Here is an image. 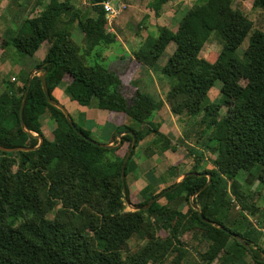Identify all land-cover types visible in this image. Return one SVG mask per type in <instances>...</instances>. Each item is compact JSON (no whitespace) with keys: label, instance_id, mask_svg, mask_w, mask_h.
Here are the masks:
<instances>
[{"label":"trees","instance_id":"1","mask_svg":"<svg viewBox=\"0 0 264 264\" xmlns=\"http://www.w3.org/2000/svg\"><path fill=\"white\" fill-rule=\"evenodd\" d=\"M102 1L88 0L95 12L90 17L75 10L68 0H39L11 39L0 36V54L13 47L31 56L44 41L50 42L36 67L38 72H45L52 99V90L67 75L70 80L64 91L70 100L88 106L96 98L99 109L123 113L127 118L114 131L125 132L120 138L121 149L102 147L75 123L73 129L63 113L47 102L40 79L34 75L22 109V127L19 110L28 77L20 86L3 80L0 264H160L188 231H192L191 239L197 245L208 243L202 254L205 264H236L245 253L252 264H264V232L259 230L264 229V218L251 226L247 214L254 216L259 210L249 204V188L242 190L236 179L238 173L255 169L258 183L264 185V31L250 32L252 22L231 8V0H204L188 8L174 30L160 27L154 35L147 33L133 53L134 59L151 68L167 46L174 44L159 73L171 81L166 94L170 111L194 119V141L199 149L190 150L195 158L189 171L192 174L180 182L176 181L180 176L176 167L167 169L175 180L162 189L156 188L153 177L145 172L142 179L149 182L138 191L143 199L136 206H143L155 196L164 203L157 199L145 210L125 211L129 181L139 178V165L133 155L139 143L149 135L153 137L147 156L172 147L153 121L154 112L164 105L162 100L146 92H134L128 78L121 81L102 62L90 60L93 50L98 53L115 39L99 5ZM168 1L146 0V5L159 14ZM255 4L264 7V0H255ZM25 10L23 5L22 12ZM72 23L82 34L78 43L68 30ZM210 34L221 40V50L213 63L199 56ZM247 36L248 44L239 59L235 52ZM241 79L246 84L239 100L220 115V105L207 99L209 89L218 80L219 92L227 98ZM43 116L51 122L47 128L40 121ZM142 124L146 127L136 129ZM127 132L133 133L135 144L125 163L122 182V164L132 143ZM16 148L21 149L4 150ZM205 154L212 156L211 168L199 171ZM202 172L211 174L203 189L207 177L196 175ZM183 202H187L185 212L177 210ZM57 203V210L50 216ZM233 203L238 211L233 210ZM199 213L209 222L202 221ZM148 231H164L166 237L156 242L153 234H148L149 242L139 253L126 252L122 257L132 235H147ZM229 239L232 244L227 247ZM179 262L180 258L173 264Z\"/></svg>","mask_w":264,"mask_h":264},{"label":"rangeland","instance_id":"2","mask_svg":"<svg viewBox=\"0 0 264 264\" xmlns=\"http://www.w3.org/2000/svg\"><path fill=\"white\" fill-rule=\"evenodd\" d=\"M68 2L73 5V8L75 10H79L80 12L82 11L83 15L86 14V16L90 17L95 15L94 10L88 4V0H68ZM120 2L124 4L125 8L123 12L113 22L112 27L114 26V31L123 34L124 36H134L135 34L138 36H144L145 38L147 36V33H153V35L156 34L158 28L160 27L168 28L171 31L174 30L177 21L183 16L185 11L193 5L202 4L204 0H169L168 2L163 4L159 14H155L152 9L148 8V6L146 5V0H120ZM230 6L232 9L241 11L252 22V29L250 32L256 29L264 31V7L259 4L256 5L255 0H231ZM22 17L23 16H21V14L19 13L18 18ZM16 25L17 23H12L11 27L13 30H17ZM72 28L73 27L68 29L71 32V37L73 32ZM80 35V31L77 28L76 33H74L76 41L73 39L76 43H78L77 38H79ZM248 36L242 41L241 45L237 48L235 52L236 57L239 59L243 57L244 49L248 44ZM136 38L138 39L137 36ZM136 38L135 41H138ZM173 49L174 44L170 43L159 58V60L157 61L158 65H163L166 63ZM108 50L115 51L118 54L123 53L121 47L118 46V44H112L111 46L101 48L100 53L103 55ZM220 50V38H218V36H216L215 34H210V36L203 44L199 52V56L201 58L208 59L210 62L213 63L217 59V54L220 52ZM4 54V60H7L9 63L18 62L20 65H26L28 60L27 55L16 51L13 47H9ZM93 57H95L94 53H92L90 57L91 61L93 60ZM103 61L105 65L110 69L118 71L122 69V62L119 63V61L111 55H107V58ZM8 71H11L10 67L8 68ZM9 73L10 72H3L1 74L2 76H4L3 79L9 82V85L14 84L16 86H20L22 82L21 80H19V78H15L14 80H7V77H10V75H8ZM141 79L142 78L137 81L140 84L144 85L146 93L156 98H159L164 103L163 107L160 110L154 112L153 121L156 125H158L157 129L159 131V134L162 137L168 139V141L170 142V147L172 148L165 150V152L162 154V157L157 158L158 160L156 159V156H153V159L157 160L155 162V164L157 163V166L153 170H149L151 168H148L147 171V173H149L153 177V182L156 185V188L162 189L172 184V182H174L175 180L167 170L168 168L176 167V174L180 175V177L177 179L179 180L185 173H188L193 167L195 158L194 156H192V154H190V150L194 148L199 149V144L195 143L194 141L195 135L193 134V128L195 122L194 119H190L184 115L178 116L170 111V104L166 99V94L170 88L171 81L167 77L161 75L159 71L157 72V70H154L148 80L145 79V81H141ZM139 83L135 84V86L139 87ZM245 84L246 80H239V82L236 83V87L232 91V93L227 98H225L221 95V92H219L221 82L217 80L214 83V86L209 89L207 93V99L209 102L219 104V114L223 115L225 114L227 108L232 107L234 104L237 103L240 98V93ZM94 104H96V99L94 101ZM94 106L95 105H93L92 107ZM63 107L66 109V111H68L71 120L73 121V123L76 124V126L85 129L93 140L99 142L102 145H109L104 143L106 142L104 140V135L106 134L107 129L110 128V124L107 125L105 128H102L101 125H95V123L91 121L89 125H86L85 120L83 119L85 112H75V110H73L70 105L65 103L63 104ZM40 121L43 124L44 128H47L51 124L50 121L47 122L43 118H41ZM143 127H146V125H139L136 127V129H141ZM116 135L117 133H115V136ZM116 138L117 140L113 136L112 140L114 142L111 145H115L118 141V138L120 139V137ZM152 139L153 137L149 135L144 140L143 145L141 143V146H137L136 151L133 155L136 159H138V162H142L144 157L147 156V152L150 151L149 143L152 141ZM126 144L125 146L127 147ZM126 147H123V150H125ZM210 158H212L211 155L205 154L204 159L200 160L197 169L201 171L205 169L206 166L207 168H211V165L209 164ZM256 174V170L252 169L249 172L245 171L238 173L236 178L238 182L241 183L242 190L247 187L249 188V191L252 193L249 199V204H252L254 208H258L259 210V212H256L254 216L246 213L248 220L251 223V226L253 227L257 225V221H261L264 218V185L258 183L256 179ZM141 179L135 182L129 181V204L127 202L123 203L125 211H134V208L137 207L136 204L142 201L143 198L138 192L144 186L143 179ZM158 200L161 203L165 202V200L160 198V196L158 197ZM233 204V210L238 211V206H236L235 203ZM58 205V203L55 205L56 207L53 209V211H51L50 216H52L53 212L57 210ZM186 209L187 202H183L179 205L177 210L185 212ZM85 232L88 233L87 230ZM191 232L192 231H188L180 237L179 243H177L175 245V248H173L170 252L165 255V257L161 260L160 264H173L178 258H181V260L183 259L184 264H205L206 258H203L202 254L206 252L208 248V243L206 242L197 245L194 242L195 240L193 241L191 239ZM148 234H153V240H156V242H160L166 237V233L164 231H159L156 233L155 231H148L147 235L143 234L142 232L135 233L127 241L126 246L123 248L121 252L122 257H125L128 253H139L140 250L149 242L148 238L150 235ZM261 242L262 244H264V233L261 238ZM231 244V240L229 239L225 246L229 247ZM236 264H252V260L250 256L245 253L243 254L241 260L237 261Z\"/></svg>","mask_w":264,"mask_h":264},{"label":"crops","instance_id":"3","mask_svg":"<svg viewBox=\"0 0 264 264\" xmlns=\"http://www.w3.org/2000/svg\"><path fill=\"white\" fill-rule=\"evenodd\" d=\"M37 1H39V0H0V36H2L3 38H6V39H11L17 33V30L19 29V26H20L22 20L24 19L26 13L30 14L31 8L34 6V4H36ZM23 5H25V7H26V10L24 12H22L23 11ZM34 7H36V6H34ZM19 13L21 14V16H23L22 18H18ZM31 16H34V13L31 14ZM13 22L17 23V25H16L17 30L12 29L11 26H12ZM71 27H73L72 28V30H73L72 37L76 41V39L74 37V33H76V31H77L76 23H72L71 26H69V29ZM113 27H112V30L110 33L114 34L115 39H114L113 43H111L109 46H111L112 44H118V46L121 47L123 53L118 54L115 51L108 50L106 53H104L102 55L100 53V51H98V53H96V50H97L96 49V50H93L95 57H93L92 61H95L94 59H96L105 65L103 60H105L107 58V55H111V56L115 57V59H117L119 61V63L122 62V64H123L122 69L120 71H118V70L110 69L105 65L107 67V69L109 71L116 73L118 76H120L121 81L125 80L124 78H128L129 82H130L129 87L132 88L134 90V92L136 90H138L140 92H146L144 85L140 84L137 80H139L140 78H142L141 81H145V79L148 80V78L151 77V73L154 70H157V72H158L159 69L164 65V64L158 65L157 61L159 60V58L161 56L157 59V61H156L157 63L155 62V65L151 68H148L145 65L139 64L134 59L133 53L137 50V48L140 46V44L144 41V39H145L144 36H138L135 34H134L135 37L133 35L124 36L123 34H120L116 31H114ZM136 36L138 37V39L136 38ZM81 38H82V34L79 36V38H77L78 42L81 41L80 40ZM135 38L138 41H135ZM50 45L51 44L49 41H44L38 47V49L34 52L33 55H31V56L27 55L28 60H27L26 65H20L18 62L9 63L7 60H4L5 51L3 53H1L0 54V90L3 87L2 82L4 80L3 79L4 76L1 75L3 72H5V73L10 72L8 74V75H10V77H7V80H9V79L14 80L15 78L16 79L19 78V80H21V82L26 77H28V79H29L30 77H32L34 75L41 74L40 72L37 73L36 65L42 61V59L44 58V56H45L46 52L48 51ZM101 52H103V51H101ZM9 67H10L11 71H8ZM126 72H127V74H126ZM19 76H21V77H19ZM143 76H144V78H143ZM69 80H70V78H68L67 75L64 76V79L60 83V85H58L57 87H55L52 90L51 96L57 102H59L62 106L65 103V104L70 105L73 108V110H75V112H77V111H80V113L85 112L83 119L85 120L86 125H89V123L91 121H93L95 123V125H101L102 128H105L107 125L110 124V128L107 129V131H106V134H105L106 136L104 135V137H105L104 140L106 141L104 143L111 145L114 142L112 140L113 136L117 140V138L115 136L116 132H114L115 128L117 126L122 125L125 122V120H127V118L125 117V115L123 113H114V112L110 113L109 111L99 109L97 106V99L96 98H92L90 101V104L88 106H79L75 101L70 100V98L66 95V93L64 91V87L66 86V83L69 82ZM138 83L140 85H139V87H136L135 84H138ZM141 83H143V82H141ZM95 99H96V104H94ZM93 105H95L96 107L95 106L92 107ZM41 118L44 119V116ZM102 135H103V133H102ZM141 143L143 145L144 141L140 142L139 146H141ZM120 144L121 143H118V141H117V143L115 145H111V146H113V148H117L120 146ZM163 153H156V154L152 153L151 156L149 155L150 157L149 156L144 157L142 162H138V159H136L134 157L136 159V162L139 165V169H140L139 178L135 181H138L141 178H145V172L148 171V168H151L149 170L155 169V167L157 166V163L155 164V162L158 160L157 158L162 157ZM153 156H156L157 160L156 159L154 160ZM151 161H152V165H151ZM206 168H207V166H206ZM143 182H144V184H146L149 181L145 182L143 180ZM180 260H181V258H180ZM179 264H184L183 259L181 260V262H179Z\"/></svg>","mask_w":264,"mask_h":264},{"label":"water","instance_id":"4","mask_svg":"<svg viewBox=\"0 0 264 264\" xmlns=\"http://www.w3.org/2000/svg\"><path fill=\"white\" fill-rule=\"evenodd\" d=\"M44 75H45V72H43V73H41V74H39V75H37L38 77H39V79H40V82H41V87H42V91H43V93H44V95H45V98H46V100H47V102L50 104V105H52V106H54V107H56L57 109H59L62 113H63V115H64V117H65V119L67 120V122H68V124L73 128V129H75V126H74V124H73V122H72V120H71V118H70V116H69V114H68V112L66 111V109L60 104V103H58L56 100H54V99H52L51 97H50V95H49V93H48V90H47V87H46V83H45V80H44ZM30 79H31V77L28 79V83H27V86H26V91H25V93H24V95H23V98H22V102H21V104H20V110H19V113H20V124H21V126L22 127H24L23 126V121H22V117H21V114H22V109H23V106H24V102H25V99H26V94H27V92H28V90H29V84H30ZM131 137H132V143H131V146H130V148H129V150L127 151V153H126V155H125V157H124V161H123V164H122V168H121V181L123 182V180H124V174H123V169H124V166H125V163H126V161H127V159L129 158V156L131 155V152H132V150H133V148H134V144H135V137H134V135H133V133L132 132H127ZM79 135H82L81 133H78ZM123 134H125V132H117V135H116V137H120L121 138V136L123 135ZM35 136H37L36 134H35ZM39 138V143H41V137L39 136L38 137ZM89 140V139H88ZM121 141H120V139L118 138V143H120ZM102 147H105V148H110V147H113V146H111V145H101ZM19 149H21V148H16V149H4V150H6V151H11V150H19ZM192 173H190V172H188V173H185L177 182H180L182 179H184L186 176H188V175H191ZM196 175H198V176H206L207 177V181H206V184L205 185H203L202 186V188L201 189H203V188H205L206 186H207V184H209V182H210V179H211V174H209V173H196ZM176 186V184L175 185H173L172 187H170V188H167V189H165V191H168L169 189H171V188H174ZM200 189V190H201ZM199 191V190H198ZM197 191V192H198ZM197 192H195L194 194H193V196H195L196 194H197ZM126 194V190H125V186L123 185V195H125ZM192 196V197H193ZM158 197L159 196H155V197H153L152 199H150L146 204H144L143 206H140V207H135L134 208V211L135 210H145L148 206H149V204H151L152 202H154V201H156L157 199H158ZM127 203L129 204V202L127 201ZM190 204H191V206L192 207H194V204H193V202L190 200ZM199 217H200V219L202 220V221H204V222H209L208 220H206L205 218H203L202 217V215H201V213H199ZM220 230H223V231H225V232H229V231H227L225 228H223V227H218ZM231 234V236L232 237H235V235L234 234H232V233H230ZM242 244H245L244 242H243V240H239ZM263 261H264V259H263Z\"/></svg>","mask_w":264,"mask_h":264},{"label":"built area","instance_id":"5","mask_svg":"<svg viewBox=\"0 0 264 264\" xmlns=\"http://www.w3.org/2000/svg\"><path fill=\"white\" fill-rule=\"evenodd\" d=\"M99 5L104 11L108 29L111 31L114 20L123 12L125 6L120 0H104ZM259 230L264 232L262 228Z\"/></svg>","mask_w":264,"mask_h":264}]
</instances>
